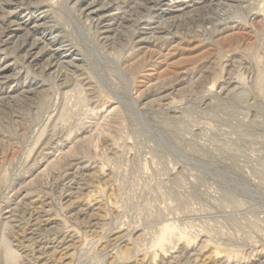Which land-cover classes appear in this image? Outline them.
<instances>
[{"label":"rangeland","instance_id":"1","mask_svg":"<svg viewBox=\"0 0 264 264\" xmlns=\"http://www.w3.org/2000/svg\"><path fill=\"white\" fill-rule=\"evenodd\" d=\"M71 1L39 0L31 6L47 17L37 20H24L23 6L12 23L0 19L5 53L13 55L25 33L20 24L41 18L39 39L30 48L36 36L29 32L22 48L52 51L40 34L56 24L67 36L55 42L83 57L75 61L80 72L58 89L39 65L20 71V61L0 56L7 69L0 76L7 103L0 107V264H264V67L255 63L264 55V22L253 17L264 0H232L228 8L224 0H144L137 12L128 0L100 33L103 49L116 48L108 58L74 22ZM90 1L77 9L93 14ZM72 160L85 166L75 179L64 176L75 171ZM97 171L106 177L93 179ZM69 192L76 206L43 219L45 240L65 238L57 249L45 241L46 253H33L21 228L6 226L5 212L25 201L45 195L56 203ZM88 196L104 204L100 211L84 209ZM79 210L76 224L69 216ZM8 249L18 257L11 260Z\"/></svg>","mask_w":264,"mask_h":264},{"label":"bare ground","instance_id":"2","mask_svg":"<svg viewBox=\"0 0 264 264\" xmlns=\"http://www.w3.org/2000/svg\"><path fill=\"white\" fill-rule=\"evenodd\" d=\"M72 1H74V3L71 6H69V4H68V10L70 12H72V14L76 15L74 18V22L79 24L81 27H83L87 33L92 34L93 39H91V41H93L94 49H98L99 50L98 52H102L103 56L106 55L107 58L113 57V53L116 51V48L103 49V46L101 47L99 45V43L101 41H106L107 37H102V35L100 33H102L104 31V29L108 30L111 28L110 25L117 18L116 14L114 12L120 11V10H122V8H126L128 5V3H127L128 0H108L107 2H104L101 4H99V0H91L87 5H92L93 3H96V9L93 10V14H91L90 9L85 10V12H88V14H86V15L83 14L82 9H80V8L77 9V7H76V4L80 0H72ZM81 1H83V0H81ZM141 2H144V0H133L132 1L133 5H132L130 11H136L138 6H140V5L145 6ZM224 2L226 3L227 8L231 7L230 3L232 2V0H224L223 3ZM38 3H39V0H37V1H34V0H28V1L27 0H0V19L6 23H12L13 22L12 21V16H13L12 13H17L19 11L18 8L20 6H23L21 12L24 15L23 16L24 20L29 21L30 17H31L30 18L31 20H34L35 17L37 20L38 16H40L39 14H42L43 17H47V15H46L47 13H46V11H43V7L38 9L39 13L34 12V10H33L34 8L31 5L38 4ZM55 5H56V3L52 2L51 5H49V7H53ZM109 7L111 9H108ZM147 9H145V10H147ZM99 10H103V11L99 12ZM253 17H254V19L256 17H260L261 21L264 22V7H262L260 10H258ZM248 18H249L248 16L247 17L241 16V19L245 23H247L246 20H250V18L249 19ZM44 23H45L44 19L40 18L38 21L33 22L32 27H29V28H25L22 24H20L22 26V27H20V29H25V33L22 35L20 40L17 42V45L14 47L15 51H14L13 55L10 53H5L4 50H2L0 48V56H5V57L6 56H9V57L12 56V58H14L13 59L14 63H16V61H20L21 62L20 63V65H21L20 71H21V69H26V70H30L31 72H33L34 68H36L39 65L38 70H36L37 72H39V75L49 76L50 77L49 79L53 80V86H55L59 89L60 84L65 83L64 85H66V83H68V82L70 83V81L72 79L70 77L75 76L74 75L75 73L80 72L81 65H78L77 64L78 62H75V61L77 60L78 57H80V56H81V58H83V57L81 55L82 53H80L81 50L78 51V53L76 51H72L73 47L70 43L63 42L62 40L60 41L61 43L55 42L54 38L61 37V39H64V37L67 36V34L66 35L61 34V32L58 30V28H56V24L49 26L50 29H49V31H47L48 33H46L45 31H42L40 34L42 36H46V35L48 36L47 42L43 43L42 48L48 47L49 49L51 48L52 51H50L47 54H41V53L29 54L28 50H26L24 47L22 48L21 45L25 41H27L26 37L29 36L28 35L29 32H31V34H33V33L35 34L39 31H41L40 28H38V27L44 25ZM26 24H28V23H26ZM4 32L5 31L0 28V45L5 44L4 41L1 40L2 36L4 35ZM11 34H13V31H10L8 33V35H11ZM4 36H6V34ZM34 37L35 38L32 39L33 41H31L30 48H32L35 45L37 38L39 39V37H37L36 34L34 35ZM149 40H153L152 35L150 36ZM2 47H5V46L2 45ZM75 54H77L78 56H76ZM69 56H74V57H73V59L70 58V59H68V61L64 62L65 58H67ZM263 57H264L263 54L259 55L257 57L258 60L255 59V63H257V64L262 63V66L264 67ZM116 64L118 65V63H116ZM6 70L7 69H3V64L0 65V76L6 75L5 74ZM81 71H85V70H81ZM85 76H86V73H85ZM76 77H77V75H76ZM78 77L80 78V74ZM62 79H63V83H60L59 81ZM260 79H261V81H264V73H260ZM73 80H74V78H73ZM79 81H81V80H79ZM234 83L235 82H232L231 84H234ZM73 86L79 87V83L74 82ZM2 87L3 86L0 84V91L3 90ZM29 87H32V84L30 82L28 83V85L23 86L22 92H29L30 91ZM78 89H77V91H78ZM235 89H236V87L233 86V88L231 89L232 92L235 91ZM89 93H92V92H89ZM80 94H83L82 89L80 90ZM56 95H58V97H60L58 92H56ZM8 98L10 99V97H8ZM66 98L64 97L61 99H63L65 101ZM61 99H60V101H62ZM90 99H92V98H90ZM77 100L79 101V99H77ZM82 100H84V101H81L82 103L86 102L84 96H83ZM6 105H7L6 102L0 101V107H5ZM132 105H133V108L136 109L135 105L133 103H132ZM84 106L86 107L87 104ZM50 115H48V116H50ZM47 119L49 120V118H47ZM39 130H41V129H39ZM41 132H44V130L42 129ZM80 164H82V163H80V162L77 163V162H75V160H72L69 167L72 168V167L76 166L75 171L73 173H68V174L65 173L66 175H64V176H66V177L69 176L70 179H71V177H72V179H75V176L77 175L80 168H82V169L85 168V166L80 167ZM67 167H68V165H67ZM57 173H58V171H57ZM64 176H63V178H64ZM105 177L106 176H104L101 171H97V174L93 175L92 178L97 179V180H99V179L101 180V179H104ZM56 178L60 179L59 177H56ZM61 179L59 180V182L62 181ZM59 184L61 185L62 183H58V185ZM58 187H56V189ZM42 193H43V191H42ZM45 194H46V192H45ZM49 195L50 194L48 193V196ZM72 195H73V193L69 192V194L66 197H63V195H60L57 198L54 197V198H56V203H55V199L53 200L52 198L51 199L43 198L45 195L43 197H41L42 195L41 196L37 195V196L33 197L32 199L28 200L27 203H26V201H25V203H22L23 206L18 205L14 209H11L10 211L5 212V214H4L5 219L4 220H5V222H8V224L6 226H10L11 228L17 227L18 229L21 228L20 230H22V231H21V233H19L18 237H20V240L22 241V243H26V242L32 243L33 250H30V251L33 253H36V254L46 253V251H43L44 248H42V245L45 243V241H48L46 243L47 246H50L53 249H57L56 247L65 238L64 237L61 238V236H55L52 239L45 240L46 239L45 237H47V236L44 233H42L44 231L43 229H45V227H44L45 220H43V219L46 216L50 217V215H51L50 213L56 214V216H58V214H61V217H64V214H62V213H64V211L67 212V210L71 209L73 206H76L75 201L66 200L69 197L71 198ZM63 200H65L64 201L65 203H62ZM66 202H70L69 206L65 205ZM51 203L56 205V207L54 209H52ZM82 203H83V207L85 206V208H84L85 210H87L86 208L96 207V209H95L96 212L101 210V206L103 204V203L102 204L98 203L96 201V199L92 198V196H88L85 199V201L83 200ZM83 211L84 210H79V211L75 212L76 214H74V213L71 214L69 216V218L74 219L76 221L75 222L76 224H80V222L78 221L79 215L77 213H84ZM16 217H19V218L15 219ZM13 222L15 224L11 225V223H13ZM173 228H175V227L170 228L169 226H164L163 230H164V232H167V231L170 232ZM164 236H165V234L162 233L161 238L158 239V241L156 242V245H158L161 242V240ZM41 251H43V252H41ZM16 252H18V251H16ZM24 252L26 253V251H24ZM220 252L221 251L217 250L215 254L217 255V253H220ZM26 255H27V257L30 256V254L29 255L26 254ZM225 255L227 257H232V255L229 253H225ZM8 256L11 258V260L16 259L18 257V255L16 256L15 252L11 249H8ZM37 260H38V258L35 259V261H34L35 264H37ZM225 264H229V260H226Z\"/></svg>","mask_w":264,"mask_h":264}]
</instances>
